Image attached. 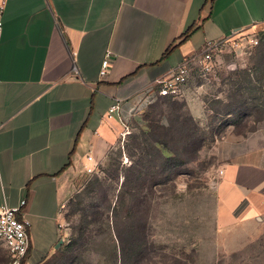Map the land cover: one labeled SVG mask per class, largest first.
<instances>
[{
	"label": "crops",
	"instance_id": "1",
	"mask_svg": "<svg viewBox=\"0 0 264 264\" xmlns=\"http://www.w3.org/2000/svg\"><path fill=\"white\" fill-rule=\"evenodd\" d=\"M259 28L264 0H0V204L25 201L24 264H41L53 252L68 177L89 164L87 155L100 162L117 145L124 123L159 99L156 81L207 41ZM189 97L190 115L201 118L204 104ZM259 141L225 139L216 184L220 227L264 214Z\"/></svg>",
	"mask_w": 264,
	"mask_h": 264
},
{
	"label": "rangeland",
	"instance_id": "2",
	"mask_svg": "<svg viewBox=\"0 0 264 264\" xmlns=\"http://www.w3.org/2000/svg\"><path fill=\"white\" fill-rule=\"evenodd\" d=\"M253 32L258 33L257 44L243 31L238 46L229 41L214 55L210 71L194 62L179 97L156 99L105 153L100 168L93 173L80 169L68 177L59 241L42 264H120L114 233L132 248L125 234L138 219L146 223L144 264H264V214L223 228L216 213L226 137L257 136L264 148V28ZM189 94L206 109L194 121L186 116ZM149 112L156 121L161 113L166 116L161 122L165 130L157 133L167 135L174 151L163 150L174 160L165 172L160 168L161 175L153 181V164L161 166L162 159L152 143L144 141L149 131L144 116ZM139 163L147 169L144 180L131 178L122 186L124 178L131 177L128 169ZM119 196L123 202H117ZM8 259L0 245V264Z\"/></svg>",
	"mask_w": 264,
	"mask_h": 264
},
{
	"label": "built area",
	"instance_id": "3",
	"mask_svg": "<svg viewBox=\"0 0 264 264\" xmlns=\"http://www.w3.org/2000/svg\"><path fill=\"white\" fill-rule=\"evenodd\" d=\"M243 31L234 33L229 38L220 40L207 41L198 56H192L171 70L166 79L157 80V96L163 97L168 95H180L182 86L186 83L190 76L191 64L197 62L203 70H211V63L214 55L222 51L229 41L233 42V46H238L237 39L242 38ZM251 33L249 41L257 44L258 33ZM248 33V34H249ZM236 44V45H235ZM110 52H106L101 62L99 75L105 76L109 68ZM151 103L153 99L149 100ZM118 110V104L112 105L107 112V116L111 117ZM124 131L120 136L124 137L128 133V126L124 123ZM86 159L89 164H85L83 170L86 173L95 172L101 164L96 161L92 155H87ZM25 201L22 200L17 206H9L6 203L0 204V245H2L9 254L7 264H24L30 249V239L28 235L29 222L22 216L21 207Z\"/></svg>",
	"mask_w": 264,
	"mask_h": 264
},
{
	"label": "trees",
	"instance_id": "4",
	"mask_svg": "<svg viewBox=\"0 0 264 264\" xmlns=\"http://www.w3.org/2000/svg\"><path fill=\"white\" fill-rule=\"evenodd\" d=\"M263 89H264V85H263ZM177 97H179V95H168V96H163L160 98L175 99ZM228 114H230V112H228ZM186 116L188 117L189 120L194 121L193 117L190 114H187ZM163 119L166 120L167 118L162 113L160 114V118L157 121H156V119H154V116L151 115L150 112L144 116V121L147 123L146 125H147L148 130H149L147 133L148 135H145L146 138L144 139V141H146V142H147V140L150 141V143H152V145L154 146L156 151H158L156 157L162 159V161H161L162 165L161 166L157 165L155 163L153 164L154 170L149 175L150 180L152 179V181L154 180V178L156 176L161 175V170H159L160 168L162 169V172H165L167 170L166 168H169V165H166V164H168L169 161L174 160V157H165L163 155V150H169L171 153L174 154V151L171 150L167 145V140H166L167 135H164L165 133L163 135H161L160 133H157L158 130L159 131L165 130L161 125V122ZM187 137H189V135L186 136V139H187ZM138 146L140 147L139 144H137V147ZM144 152H145L146 156L151 155V153H149L147 151H144ZM147 168H149V167H147ZM128 171H129V173H131V177L129 178V175H127L123 180L122 186L124 185V182L126 184V182L128 180H130L131 178L137 182L140 180H144L143 175L147 174V172H146L147 169L143 170V164H140V163L134 165L133 167L128 169ZM123 199L124 198L122 196H119V198H117V202H119V201L123 202ZM115 205H116V203H115ZM113 215H114V213H113ZM145 226H146V223L143 221V219H138V221H136V223L134 224L133 228H128L126 230L125 236H126L127 242H130V244H132V248H129L128 246L126 247L124 245V237H122L121 235H119L117 233H114L116 240L119 242L118 243V246H119L118 254H119L120 264H128V263L129 264H144V261L146 259V254H147V252H146L147 251V237L145 234ZM133 243L136 244V246L134 245V247H133ZM43 263H44V261H43Z\"/></svg>",
	"mask_w": 264,
	"mask_h": 264
}]
</instances>
